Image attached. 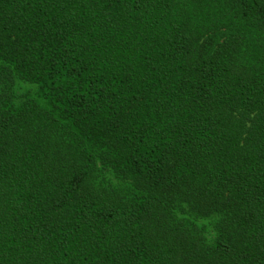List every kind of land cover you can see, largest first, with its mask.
<instances>
[{
  "label": "trees",
  "instance_id": "1",
  "mask_svg": "<svg viewBox=\"0 0 264 264\" xmlns=\"http://www.w3.org/2000/svg\"><path fill=\"white\" fill-rule=\"evenodd\" d=\"M216 1L208 49L194 0H0V264H264V0Z\"/></svg>",
  "mask_w": 264,
  "mask_h": 264
},
{
  "label": "rangeland",
  "instance_id": "2",
  "mask_svg": "<svg viewBox=\"0 0 264 264\" xmlns=\"http://www.w3.org/2000/svg\"><path fill=\"white\" fill-rule=\"evenodd\" d=\"M217 5L218 2L216 0H194V7L199 9V11H195V18L201 26L202 37L200 44L208 49L215 48L218 43L224 40L231 26L229 18L234 13L229 9L224 10L222 6L218 8ZM221 13L226 15V18H221Z\"/></svg>",
  "mask_w": 264,
  "mask_h": 264
}]
</instances>
